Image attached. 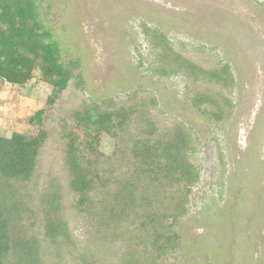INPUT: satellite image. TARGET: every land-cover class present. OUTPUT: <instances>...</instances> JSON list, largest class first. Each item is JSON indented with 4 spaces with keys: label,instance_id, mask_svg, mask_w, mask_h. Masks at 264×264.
I'll return each mask as SVG.
<instances>
[{
    "label": "trees",
    "instance_id": "obj_1",
    "mask_svg": "<svg viewBox=\"0 0 264 264\" xmlns=\"http://www.w3.org/2000/svg\"><path fill=\"white\" fill-rule=\"evenodd\" d=\"M142 31L148 69L185 75L192 105L222 123L232 102L210 86L230 91L229 65L201 66L158 29ZM80 68L78 57L64 59L36 0H0V81L50 86L36 133L0 135V264H160L179 243L175 228L199 178L191 129L161 124L154 96L138 91L79 99ZM102 134L113 140L110 154L99 148Z\"/></svg>",
    "mask_w": 264,
    "mask_h": 264
},
{
    "label": "rangeland",
    "instance_id": "obj_2",
    "mask_svg": "<svg viewBox=\"0 0 264 264\" xmlns=\"http://www.w3.org/2000/svg\"><path fill=\"white\" fill-rule=\"evenodd\" d=\"M36 1L64 59H80L79 99L99 104L138 91L154 96L161 124L191 129L199 178L175 228L179 243L160 264H264V0ZM143 24L196 64L229 65L230 91L210 86L232 102L222 123L192 105L185 75L148 69L154 59ZM49 92L37 78L0 81V135L36 133ZM99 148L110 154L113 140L102 134ZM69 223L83 239L79 219Z\"/></svg>",
    "mask_w": 264,
    "mask_h": 264
}]
</instances>
